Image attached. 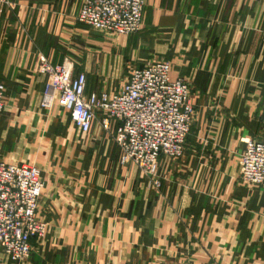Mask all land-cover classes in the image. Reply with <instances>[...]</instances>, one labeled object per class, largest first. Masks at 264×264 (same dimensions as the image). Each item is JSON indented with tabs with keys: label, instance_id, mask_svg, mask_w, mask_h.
<instances>
[{
	"label": "crops",
	"instance_id": "crops-1",
	"mask_svg": "<svg viewBox=\"0 0 264 264\" xmlns=\"http://www.w3.org/2000/svg\"><path fill=\"white\" fill-rule=\"evenodd\" d=\"M82 0L0 4V160L35 164L48 229L31 254L0 264H264V185L240 179L245 139L264 114V0H146L137 33L78 23ZM73 62L85 93L115 91L131 68L165 60L191 85L185 150L162 158L160 186L121 165L114 128L82 132L57 102L41 105L36 54Z\"/></svg>",
	"mask_w": 264,
	"mask_h": 264
},
{
	"label": "built area",
	"instance_id": "built-area-1",
	"mask_svg": "<svg viewBox=\"0 0 264 264\" xmlns=\"http://www.w3.org/2000/svg\"><path fill=\"white\" fill-rule=\"evenodd\" d=\"M5 1L0 0V4ZM145 3L82 0L75 20L113 36L128 35L140 29ZM170 66L168 61L158 60L131 68L120 89L87 95L85 73H73L69 58L51 63L38 52L34 70L46 77L42 106L57 102L82 132L90 130L96 117L103 130L113 127L119 163L134 165L159 187L160 160L182 156L194 115L190 81L185 77L171 79ZM4 104V89L0 86V112ZM262 126V135L245 139L238 156L240 179L250 186L264 185V114ZM43 187L35 164L0 160V247L16 263L27 260L31 240H40L47 232V222L37 216Z\"/></svg>",
	"mask_w": 264,
	"mask_h": 264
},
{
	"label": "rangeland",
	"instance_id": "rangeland-1",
	"mask_svg": "<svg viewBox=\"0 0 264 264\" xmlns=\"http://www.w3.org/2000/svg\"><path fill=\"white\" fill-rule=\"evenodd\" d=\"M138 31H139V30H138ZM138 31H137V32H138ZM137 32H136V33H137Z\"/></svg>",
	"mask_w": 264,
	"mask_h": 264
}]
</instances>
